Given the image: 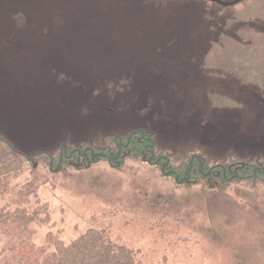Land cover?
Instances as JSON below:
<instances>
[{
	"label": "rangeland",
	"instance_id": "374dc122",
	"mask_svg": "<svg viewBox=\"0 0 264 264\" xmlns=\"http://www.w3.org/2000/svg\"><path fill=\"white\" fill-rule=\"evenodd\" d=\"M135 130L153 134L160 163L29 160L0 209L46 203L33 230L49 249L97 228L141 264H264V182L180 179L162 165L264 158V0H0L4 138L33 157ZM6 242L0 232V258Z\"/></svg>",
	"mask_w": 264,
	"mask_h": 264
},
{
	"label": "trees",
	"instance_id": "16d2710c",
	"mask_svg": "<svg viewBox=\"0 0 264 264\" xmlns=\"http://www.w3.org/2000/svg\"><path fill=\"white\" fill-rule=\"evenodd\" d=\"M157 143L152 133L145 130H135L127 135L115 136L105 144L85 143L75 147L64 145L55 153L38 152L33 157L17 149L10 141L0 134V194L7 191V176L19 173L30 160L46 161L53 171L78 165L89 167L98 160H108L113 166H120L127 157H138L151 163H160ZM162 163L165 172L174 171L180 179L188 177L197 179L201 171H206L209 180H219L222 185L239 180H247L257 184L264 182V158H254L243 161H231L225 165H210L202 159H191L184 167L174 170L170 159ZM203 168V170L194 169ZM189 169V173H187ZM211 169V172L208 170ZM190 176V177H189ZM215 177V178H210ZM39 182L35 170L33 178L21 191L23 201L30 200L36 194ZM44 214V215H43ZM49 209L46 203H39L30 212L26 207L0 209V232L7 238L3 248L2 264H141L137 260L135 250L112 241L103 230L90 228L84 234L70 242L51 237L49 245L39 246L34 241L33 222L49 221Z\"/></svg>",
	"mask_w": 264,
	"mask_h": 264
},
{
	"label": "water",
	"instance_id": "95a60500",
	"mask_svg": "<svg viewBox=\"0 0 264 264\" xmlns=\"http://www.w3.org/2000/svg\"><path fill=\"white\" fill-rule=\"evenodd\" d=\"M208 1H213V2H216L220 5H223V6H231V5H235L239 2H241L242 0H231V1H226V0H208Z\"/></svg>",
	"mask_w": 264,
	"mask_h": 264
},
{
	"label": "flooded vegetation",
	"instance_id": "af4514ba",
	"mask_svg": "<svg viewBox=\"0 0 264 264\" xmlns=\"http://www.w3.org/2000/svg\"><path fill=\"white\" fill-rule=\"evenodd\" d=\"M195 171H197V170H201V168H198V169H194Z\"/></svg>",
	"mask_w": 264,
	"mask_h": 264
}]
</instances>
